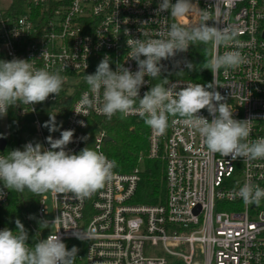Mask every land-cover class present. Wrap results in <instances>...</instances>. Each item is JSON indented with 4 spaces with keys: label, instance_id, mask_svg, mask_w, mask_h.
<instances>
[{
    "label": "built area",
    "instance_id": "2783aa9c",
    "mask_svg": "<svg viewBox=\"0 0 264 264\" xmlns=\"http://www.w3.org/2000/svg\"><path fill=\"white\" fill-rule=\"evenodd\" d=\"M160 2L0 0V52L5 60H31L35 68L50 72L63 69L61 75L66 78L56 98L50 94L43 103L18 102L8 109L3 116L8 131L4 134L0 129L7 144L0 155L22 150L28 135L49 148L46 137L60 138L61 131L69 129H74V137L66 151L79 153L87 141L81 138H88L90 119H108L94 110L86 117L74 112L83 93L89 91L88 86L77 95V88L86 84L85 75L94 74L105 56L110 58L113 71L123 65L135 72L138 66L129 58L131 46L127 41L157 38L159 30L173 22L189 28L198 25L201 9L207 8L214 19L239 33L234 47L211 46V57L239 50L247 58L238 69L222 68L216 73V91L227 97L235 119H253L251 140L264 137V0H192L193 10L176 20L169 12L156 14ZM226 11L230 12L227 17ZM185 61L191 62V46L188 52L162 61L165 70L161 77H145L148 84L141 88V97L152 86L164 83L165 78V86L176 85L177 91L196 83L185 77L192 72ZM212 81L211 73L208 83ZM71 102L65 123L50 133L43 125ZM10 109L16 110L21 119L20 138L12 142ZM199 114L212 119L206 109ZM125 118L142 119L138 114ZM107 137L105 131L98 132L94 150L106 155ZM146 157L164 162L167 199L163 205L132 202L140 168L128 174L114 169L111 183L82 201L67 192L42 194L38 217L46 224L48 235L57 233L69 250L74 246L70 241L78 242V250L84 247L77 254L76 264H264V199L258 206L246 205L236 195L245 182L264 188V160L232 161L213 154L199 134L187 129L178 117H169L162 135L149 128ZM142 159L143 155L140 162ZM0 189L5 193L0 199L1 212L10 193L2 183ZM56 217L55 224L48 223ZM89 234L91 239H86ZM150 248L155 250L149 252Z\"/></svg>",
    "mask_w": 264,
    "mask_h": 264
},
{
    "label": "clouds",
    "instance_id": "9594fccd",
    "mask_svg": "<svg viewBox=\"0 0 264 264\" xmlns=\"http://www.w3.org/2000/svg\"><path fill=\"white\" fill-rule=\"evenodd\" d=\"M193 8L192 0H175V3L161 0L156 14L169 12L176 20L188 15ZM224 15L227 17L230 12L226 11ZM209 21L213 23L209 24ZM238 34L233 26L214 19L207 8L201 9L198 25L189 28L173 22L159 30L157 38L129 40V58L137 63L138 69L133 72L122 65L113 71L110 58L105 56L94 74L85 75L89 91L83 93L74 112L86 117L90 110H94L109 120L118 113L122 118L138 114L146 126L160 135L166 132L169 117H178L187 129L199 134L209 152L230 157L232 161L238 158L264 160V137L250 139L253 119H235L227 97L216 91L215 76L220 69L235 70L247 63L241 51H226L207 60L204 69L211 71L213 81L206 85L189 83L177 91L176 85L165 86V78L164 83L156 84L142 97L140 95L141 88L148 84L145 77L155 79L162 76L165 70L162 61L186 53L190 46L198 43L234 47ZM185 67L189 71L197 69V65L190 61H185ZM61 71L63 69L50 72L35 68L31 60H0V117L6 116L8 109L18 102L34 105L45 102L50 94L56 98L66 79ZM203 109L212 117L211 121L199 114ZM79 123L84 126L83 121ZM43 126L50 133L59 130L55 116H50ZM73 137L74 129L63 130L60 138L46 137L49 148L38 142H28L22 150L16 148L0 155L3 188L17 192L27 189L35 194L67 192L81 201L103 189L113 180L117 162L90 147H84L79 153L66 151ZM81 139L86 141L87 136ZM4 195L0 189V199ZM236 195L244 204L258 206L264 199V188L245 182ZM57 219L48 223L55 224ZM15 223L16 231L7 227L0 230V264H76L78 248L73 246L69 250L57 233L29 245L24 225L18 219ZM73 235L81 238L77 232ZM86 239H91V234Z\"/></svg>",
    "mask_w": 264,
    "mask_h": 264
},
{
    "label": "trees",
    "instance_id": "16d2710c",
    "mask_svg": "<svg viewBox=\"0 0 264 264\" xmlns=\"http://www.w3.org/2000/svg\"><path fill=\"white\" fill-rule=\"evenodd\" d=\"M207 49V50H206ZM211 58V45L196 44L191 46V62L197 65V69L186 78L200 84H208L211 71L204 69L205 62ZM0 60H5L0 52ZM88 84H82L77 88V95ZM74 99V98H73ZM72 102L60 110L55 116L58 127L65 123L69 114ZM9 119V141L20 138L21 119L18 118L16 110L10 109ZM148 130L143 119L125 118L120 114L112 117L111 120L92 117L88 130V138L84 147L94 149V140L98 132L105 131L112 138V141L105 144L104 150L109 159L117 162L115 171L128 174L136 168H140V182L135 197L132 202L139 205H163L167 199V187L165 179V165L161 160H152L146 157L148 149ZM143 159L140 162V158ZM8 203L0 212V220L4 228L7 227L16 231L15 221L18 219L28 232L29 245L40 239H45L48 235V228L44 221L38 217V208L42 194H35L27 198L21 192L9 190ZM76 246L77 241H70ZM83 245L78 253L83 252ZM77 253V254H78Z\"/></svg>",
    "mask_w": 264,
    "mask_h": 264
},
{
    "label": "rangeland",
    "instance_id": "374dc122",
    "mask_svg": "<svg viewBox=\"0 0 264 264\" xmlns=\"http://www.w3.org/2000/svg\"><path fill=\"white\" fill-rule=\"evenodd\" d=\"M48 109H49V107L46 108V110H48ZM42 122L44 123V119H42ZM0 129H1V131L4 134H6L7 131H8L7 125H6V121H5V119L3 117H0ZM9 136H10V133H9ZM26 140L28 142H33V143H37L38 142L39 143L38 139L35 136H33V135H28L26 137ZM21 193L23 194V196H25L27 198L33 197L35 195V193H32V192L28 191L27 189H25V191L24 192H21ZM47 204L50 206V201H48ZM50 217H52V216H49L47 218L49 219ZM50 229L52 230L53 228L51 227ZM154 250L155 249L150 248V251L149 252H153ZM146 251H148V250L146 249Z\"/></svg>",
    "mask_w": 264,
    "mask_h": 264
},
{
    "label": "water",
    "instance_id": "95a60500",
    "mask_svg": "<svg viewBox=\"0 0 264 264\" xmlns=\"http://www.w3.org/2000/svg\"><path fill=\"white\" fill-rule=\"evenodd\" d=\"M111 141H112L111 137L106 138V142H111ZM6 144H7L6 139L0 136V149H4Z\"/></svg>",
    "mask_w": 264,
    "mask_h": 264
}]
</instances>
